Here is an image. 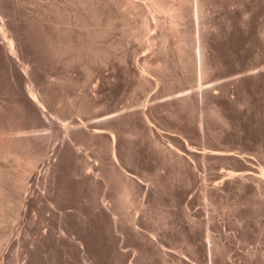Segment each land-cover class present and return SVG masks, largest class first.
I'll list each match as a JSON object with an SVG mask.
<instances>
[{"label":"rangeland","instance_id":"374dc122","mask_svg":"<svg viewBox=\"0 0 264 264\" xmlns=\"http://www.w3.org/2000/svg\"><path fill=\"white\" fill-rule=\"evenodd\" d=\"M174 1L173 4H176L180 0ZM75 2V0H0V17L7 25L9 35L14 38L16 51L19 53L15 60L6 56L0 39L2 46L0 142L12 136L13 128L14 132L18 131L17 135H20L19 131L23 129L26 131L22 132L24 134L40 135L37 140L42 146L38 143L39 146L44 147L46 156L52 158L51 171L46 170V166L43 168L40 161L41 165L35 167L36 172H33L31 180L27 178L29 180L26 184L29 183L26 187L20 188L17 185L15 187L12 182L8 183L14 195H19L18 197L21 195L19 202L12 203L10 207L17 206L24 197L26 208L23 202L19 205L24 209L20 219L11 218L8 223L0 221V229L10 223L17 225L15 233L11 236L14 241H10L12 242L10 247L7 239L0 236V246L5 248L4 264H15L17 255L20 264H264V179L262 171L259 170L262 165L264 166V0H190L191 4H186L188 8L190 6L189 9L186 8L188 9L186 13L193 11L192 2L195 10L192 15L185 16L189 18L191 15L189 21L184 18L183 25L179 23L180 28L178 25L175 26L176 30L178 28L181 32H177L175 27H170L169 20L166 21L169 25L166 24L160 31L158 27L159 24L161 26L160 19L158 23L154 18L162 16V13L158 16L156 11L149 12V15L147 12L144 19L141 13L137 14V11L140 12L139 9H133L134 12L130 10L133 12L130 13L127 7L120 8V13H125L122 16L118 14V20H114L109 34L102 40L86 43L87 47L83 46L84 48L81 47L80 50L74 48L78 50L76 53H80L79 57L78 54L70 57L75 52L73 53V48L71 54L70 49L67 50L68 39L63 37L66 36L65 29L67 36L68 31L71 33L80 28L84 29L85 27L73 22L74 15H78L82 10L85 12L87 7L83 2L77 3L78 0ZM202 3L207 8L203 7V11L200 8ZM57 7L61 10L59 16L64 17L63 22L60 17H56ZM126 12L131 24L125 23L123 15ZM138 15L147 23L146 31L149 33L141 31L140 25L144 22ZM200 15L205 18L199 19ZM147 16H150L148 20L153 19L151 23ZM68 17L74 19L72 23L68 22ZM105 21H102L104 27L102 24L99 25L101 28H105L106 24V27L108 26ZM136 21L139 29L132 24V22L136 24ZM56 26H60L58 30ZM91 26L87 27L92 28ZM182 26L186 29H182ZM46 27L52 29L47 28L52 34L50 36L54 35L52 37L54 43L56 44L55 40L60 43L58 46L49 42L51 37L48 31H44ZM127 27L128 31L130 27L131 30L136 29V33L141 32L140 34L145 37L143 40L148 43L145 41L141 43L142 39L135 31V35L139 37H136L137 39L133 38L134 34L130 36L126 33ZM168 27L171 29H167ZM181 29L190 31L184 33ZM131 30L129 32L132 34ZM171 30L175 33L172 36L168 34L169 40L168 37L165 42L159 40L163 32L172 33ZM147 33L150 35L146 38ZM151 33H155L156 36L153 37L157 39H152ZM203 33L210 35L200 36ZM189 34L199 39L198 45L195 38L197 41L195 47L198 46L199 49L195 48L197 52L200 48L203 51V45H207L203 53L206 52L204 54L207 55L204 57L207 56L208 59L204 58L208 61V64H205L204 60V67L209 65L207 69H211L210 71L206 69L208 74H202L200 66H197V74L192 65L180 60L179 51L175 50L178 49L176 43L179 44L181 38L182 41L186 40L185 37H189ZM57 35H61L62 39ZM201 38L205 42L202 45ZM149 41L153 45H150ZM186 41H189V38ZM50 45H55V48ZM190 47L187 50H190ZM58 48L62 51L51 52ZM106 49L109 55L105 52L104 55L103 50ZM160 49L166 50L168 56L163 51V54L160 53ZM92 53H97V56ZM168 61L169 64L166 65ZM165 66L170 67L166 69ZM160 69L165 71L162 72ZM160 72L163 74L166 72L165 79ZM140 73H145L143 77L148 74L146 77L152 80V86L150 84L142 89L137 88L142 79ZM26 79L30 81L29 84L35 85L37 93L38 89L40 90L38 94L36 93V96L41 93L37 97L40 101H43L45 96L50 97V104L47 105L51 108L45 105L46 113L29 100L25 84L22 83ZM138 87H141V84ZM185 96H188L185 103L190 106L180 109L184 104V100L180 98ZM155 100L157 103L172 102L174 107L171 105L169 109L155 116L152 114L148 119L149 122L152 120L151 125L141 115L142 112H138L135 122L131 124L124 122L120 130L114 132L117 139L115 134L111 133L115 137V142L111 134L108 136L110 141L114 142L115 153L118 156L116 158L120 160H117L118 163L123 170L125 169V173H134V177L130 173V177L126 174L140 185L135 194V203L128 207V213L125 214L126 211L123 213L116 206L115 182L107 177L106 167L109 165L106 166L105 163L109 164L114 160L113 143L111 149L105 146L101 148L88 140H73L81 151V156H77L66 150L72 144L61 125L72 121L79 122L82 119L91 121L94 115L104 113L110 114L103 118L110 116L115 118L123 112L140 111L147 103L149 106ZM82 101H86L88 105L85 113L78 110ZM34 109L37 112L35 121L33 116L29 115L31 112L33 115ZM216 109L219 111L218 115L215 113ZM26 110L30 111L29 114ZM46 115L49 118L45 117ZM53 120L56 122L55 125ZM51 125L55 126L54 129L50 127ZM187 144L199 154L205 151L210 153V150L231 151L233 155L212 154L205 157L197 155L191 159ZM162 145H165V148L169 147V151ZM175 146L179 152L173 150ZM170 151H174L172 155ZM179 153L187 154H184L186 163H179L180 166L177 165L175 158ZM11 164L14 165L10 160L3 161V165L8 169ZM84 164L90 169L94 168L95 175L99 172L101 178L98 183L78 180L76 172L82 167L80 165ZM246 168L251 173L254 172L256 175L258 173L261 178L247 173L231 175L232 171L239 173ZM104 203L106 205H103ZM64 210L71 211L65 216L62 214ZM131 216L135 221L132 218V221L130 220ZM62 226L68 229V233H61ZM10 242L8 241L9 244ZM254 249H257V255L254 254L253 257V254L251 256L250 254L253 253L251 251H255Z\"/></svg>","mask_w":264,"mask_h":264},{"label":"bare ground","instance_id":"6f19581e","mask_svg":"<svg viewBox=\"0 0 264 264\" xmlns=\"http://www.w3.org/2000/svg\"><path fill=\"white\" fill-rule=\"evenodd\" d=\"M76 2H77V0H75ZM79 1L80 2H83L84 3V6L86 7V11L85 12H83V10L81 11V12H76V13H78V15H74L73 17L75 18V21L73 22V23H76V24H78V26L80 25V26H82V27H87L88 25H89V27L91 26V25H93V26H91L92 28H89V27H87V30L84 28V29H82V28H80V29H82V32H81V30L80 29H78V31H72L71 33H69V31H68V36H67V29H65L66 30V36L64 35L63 37H67V39H68V48H67V50L68 49H70V54L72 53L71 52V49L73 48V53L76 51V52H78V50L77 49H79V48H81V47H87V45H85L86 43L87 44H89V43H91V42H96V41H99V39H101L102 40V38L104 37V36H106L107 34H109L110 32V30H111V28L113 27V22H114V20H116L118 17H119V15L118 14H120L121 16H122V14L123 13H125V12H122V13H120V10L122 9V8H124V7H127V11L128 12H132V11H130V10H133V9H139L140 10V12L139 11H137V14L138 13H141V15H143V17H144V14H147V12H148V14L147 15H149V12H151V11H156V12H158V16L162 13V16L160 15L159 17H162V18H154L155 20H159L160 19V23H161V26H159L158 24V27H159V29H160V31H162V27H164L165 28V25L166 24H168V23H166V21L167 20H169V22H170V27H175L176 25H178L177 27H181V25H183V19L184 18H186L185 16H187V15H189V14H191L192 12H194V10L195 9H193L194 7H192V5L194 4V2H192L193 4L191 5V8H192V12L189 10V12H191V13H186V12H188V11H186V10H188L189 8H190V6H189V8H188V5L186 6V4H189L190 3V0H180L178 3H176V4H173V2H175L174 0H104V1H101V0H78V2L77 3H79ZM75 2V3H76ZM206 2V1H205ZM61 3V2H60ZM71 3V2H70ZM73 3V2H72ZM170 3L171 4H173V5H170ZM197 3H199V2H197ZM82 4V3H81ZM81 4H79V5H81ZM86 4V5H85ZM191 4V3H190ZM206 4V3H205ZM52 5H54V4H52ZM200 5V4H199ZM68 6V5H67ZM82 6V5H81ZM123 6V7H122ZM186 6V7H185ZM193 6H195V5H193ZM201 7L200 8H202V10L201 11H203V7L205 8L206 6L204 5V3H202L201 5H200ZM208 6V5H207ZM40 7L42 8V6L40 5ZM75 7V6H74ZM77 7V6H76ZM47 8V7H46ZM71 8V7H70ZM121 8V9H120ZM186 8H188V9H186ZM53 9H55V8H53ZM77 8H75V10H76ZM82 9H84V8H82ZM120 9V10H119ZM205 9H207V8H205ZM65 11H66V9H64ZM69 10V9H68ZM74 10V9H73ZM118 10H119V13H118ZM77 11V10H76ZM124 11H126V9L124 10ZM135 10H133V12H134ZM196 11H198L197 9H196ZM199 11H200V9H199ZM200 11V12H201ZM38 12H40V11H38ZM49 12V11H48ZM55 12H56V17L58 16V17H60L59 15H61V10H60V8H56V10H55ZM67 12V11H66ZM65 12V13H66ZM69 12V11H68ZM73 12V11H72ZM132 12V13H133ZM200 12H199V14H200ZM70 13V12H69ZM152 13V12H151ZM154 13V12H153ZM198 13V12H197ZM205 12H203V14H204ZM39 14V13H38ZM41 14V13H40ZM75 14V13H74ZM155 14V13H154ZM154 14H153V17H154ZM193 14V13H192ZM191 14V15H192ZM202 14V13H201ZM202 14V15H203ZM42 15V14H41ZM40 15V16H41ZM55 15V14H54ZM127 12H126V14L125 15H123L124 16V19H126L125 20V23L127 24H131V20H130V18H127ZM136 15V14H135ZM141 15H138V17L140 16L141 17ZM190 15V16H191ZM196 15V14H195ZM202 15H200V18L199 19H201V17H204V16H202ZM208 15V14H207ZM0 16H1V14H0ZM190 16H188L189 18H186V19H188V21H189V19H190ZM69 17H71V15H69ZM69 17H68V22L70 23H72V21L74 20L73 18L72 19H69ZM128 17H129V13H128ZM139 17V18H140ZM143 17H141L140 18V20H143V22H144V19H145V17H144V19H142ZM148 18H147V20L149 19V17L150 16H147ZM152 17V18H153ZM61 18V17H60ZM59 18V19H60ZM62 18H64V17H62ZM61 18V19H62ZM135 18H136V16H135ZM193 20H194V18H193V16L191 17ZM198 18V17H197ZM205 18V17H204ZM58 19V20H59ZM123 19V18H122ZM162 19V20H161ZM184 20L185 22L187 21V20ZM63 20L64 19H62L61 21L63 22ZM67 20V19H66ZM107 21V23H108V28L106 27V23H104V24H106L105 25V28H101L100 26H101V24H102V26L104 27V25H103V23H102V21ZM118 20V19H117ZM153 20V19H152ZM152 20H148V21H150V23H151V21ZM192 20V21H193ZM50 21V20H49ZM53 21V20H52ZM51 21V22H52ZM65 21V20H64ZM105 21V22H106ZM135 21V20H134ZM138 21V20H137ZM137 21H136V24H137ZM146 21V20H145ZM147 21V22H148ZM156 21V22H157ZM195 21H196V17H195ZM67 22V21H66ZM168 22V21H167ZM182 24H181V23ZM205 22V21H204ZM54 23V22H53ZM53 23H52V25H53ZM56 23V22H55ZM59 23H60V21H59ZM58 23V24H59ZM116 23V22H115ZM149 23V22H148ZM158 23H159V21H158ZM179 23L181 24L180 26H179ZM192 23V22H191ZM64 24H65V22H64ZM75 24V25H76ZM132 24L134 25V27L137 29L139 26H138V24H137V26H136V24L134 23V22H132ZM187 24H188V22H187ZM187 24H184V26L185 25H187ZM196 24V23H195ZM69 25V24H68ZM100 25V26H99ZM154 25V24H153ZM169 25V24H168ZM167 25V26H168ZM61 26V25H60ZM59 26V27H60ZM70 26V25H69ZM72 27H73V25H71ZM125 26V25H124ZM128 26V25H127ZM142 28H140L141 29V31L143 32V31H145V32H148V31H146V30H148V25H147V23H142V25H140ZM151 26V25H150ZM156 26V25H155ZM166 26V27H167ZM59 27H55L57 30H58V28ZM68 27V26H67ZM72 27H70V28H72ZM76 27V26H75ZM161 27V28H160ZM170 27H168L167 29H171ZM206 27V26H205ZM48 27H46V29L44 30V31H48L49 32V30H52V29H47ZM54 28V27H53ZM79 28V27H78ZM118 28V27H117ZM190 28V27H189ZM43 29V28H42ZM41 29V30H42ZM135 29V30H136ZM139 29V28H138ZM143 29V30H142ZM155 29H156V27H155ZM182 29H186V28H184L183 26H182ZM181 29V30H182ZM187 29H188V27H187ZM194 29V28H193ZM17 30V29H16ZM57 30H54V31H57ZM61 30V29H60ZM63 30V29H62ZM84 30H86L85 32H83ZM127 31H128V27H127V29H126ZM131 29H130V27H129V31H130ZM134 29H132L131 31H133V33L131 34L129 31L128 32H126V33H129V35L131 36H133V34H134V36H133V38L135 37H137V38H141L142 39V41H141V43L143 42V41H145V40H143L145 37L143 36V35H141L140 33H139V31L136 33V31H135ZM149 30H151L150 28H149ZM157 30V29H156ZM166 30V29H165ZM169 30H166V31H169ZM175 30H176V27H175ZM204 30V29H203ZM206 30H207V28H206ZM9 30H8V27H7V25H6V23L4 22V21H2V18L0 17V39L2 40V46H3V48H4V52H6V56H9L12 60L14 59H16V57H17V55L19 54L18 53V51H16L17 49H16V44H15V40H14V38L13 37H11L10 35H9V32H8ZM43 31V30H42ZM134 31H135V33L137 34V35H140L139 37L137 36V35H135V33H134ZM164 31V30H163ZM161 32L162 34L160 35V37H161V39H159L160 41L162 40L163 42H165V41H167V37H168V40H169V36L171 35L172 36V34H174L173 33V31H174V28H173V31L171 30V32L172 33H167V32ZM177 32L179 31V32H181L180 30H178V28H177V30H176ZM182 31H184V30H182ZM187 33L190 31V30H185ZM184 31V33H186ZM64 33H65V31H63ZM145 32H143V33H145ZM176 32V33H177ZM208 32V31H207ZM211 32V31H210ZM45 33V32H44ZM53 33V32H52ZM56 33V32H55ZM55 33H53V34H55ZM142 33V34H143ZM149 33V32H148ZM145 34L146 35V38H147V35H150V34ZM159 33V32H158ZM205 33V32H204ZM204 33H203V35H200V36H207L208 34H205L204 35ZM48 34V33H47ZM50 32H49V36H50ZM168 34H170V35H168ZM182 34V33H181ZM191 34H195V33H193V32H191ZM13 35V34H12ZM45 35V34H44ZM52 35V34H51ZM151 35H152V37H153V35H155V33L154 34H152L151 33ZM158 35V34H157ZM178 35H180V34H178ZM186 36H187V34H185ZM197 35V34H196ZM210 35V34H209ZM47 36V35H46ZM48 36V37H49ZM54 36V35H53ZM52 36V37H53ZM58 36V38H59V36H60V38H61V35H57ZM142 36H143V38H142ZM156 36V35H155ZM176 36H177V34H176ZM181 37H182V35H180ZM189 37H185V39L187 40L188 38H189V41H186V40H184V41H182V39L183 38H181V40H180V43L178 44V43H176V46L178 47V49H175L176 51H179V53H178V56L180 55V60H185V63H187L188 65H192V67L196 70L195 72H197L198 71V69H197V66H200V68L199 69H201V72H202V74L203 73H206V74H208L209 72H207L206 71V69H207V67H209V65L205 68L204 66H205V64H208L207 62L208 61H206L204 58H206L207 59V56H205L204 57V55H207V54H204V53H206V52H204L203 53V51L205 50V46H207V45H203V47L201 46L202 45V43H205L204 42V40H203V38H201L202 39V42H201V45H200V47H202L204 50L202 51L201 50V48H200V51H196V49H198L197 47H195L196 46V39L198 38L197 36V38L196 37H193L192 35H188ZM193 37V38H191V37ZM20 37V36H19ZM47 37V38H48ZM51 37V36H50ZM52 37L48 40L49 42H53L54 43V38H53V40H52ZM159 37V36H158ZM183 37H184V34H183ZM57 37H55V39H56ZM136 38V39H137ZM149 38V37H148ZM156 37H153L152 39H155ZM191 38V39H190ZM196 38V39H195ZM62 39V38H61ZM59 40L60 42L62 41V40ZM140 39V40H141ZM157 39V38H156ZM179 39V38H178ZM201 39H200V41H201ZM45 40V39H44ZM139 40V39H138ZM198 40V45H199V39H197ZM206 40V39H205ZM208 40L210 41V39L208 38ZM56 41V44L55 45H57L58 43H57V41L58 40H55ZM64 41V40H63ZM182 41V42H181ZM65 42V41H64ZM145 42H147L148 43V41H145ZM145 42H144V44H145ZM151 42L153 43H155V41L153 40H151ZM150 41H149V43H150V45H153L152 43H151ZM159 42V41H158ZM179 42V41H178ZM208 42V41H207ZM47 43V42H46ZM52 43V44H53ZM63 43V42H62ZM174 43V44H175ZM48 44H50V43H48ZM48 44H47V46H48ZM60 44V43H59ZM58 44V45H59ZM97 44V43H96ZM114 44V43H113ZM120 44V43H119ZM132 44V43H131ZM155 44H157V42L155 43ZM154 44V45H155ZM208 44V43H207ZM54 45V46H55ZM57 45V46H58ZM62 45V44H61ZM147 45V44H146ZM162 45H164V44H162ZM2 46H0V49H1V47ZM46 46V45H45ZM44 46V47H45ZM51 46V45H50ZM49 46V48H51ZM53 46V47H54ZM65 46V45H64ZM90 46V45H89ZM98 46V45H97ZM165 47H169V46H166V44L164 45ZM164 46H163V48H164ZM190 46H192V47H190ZM23 47V46H22ZM43 47V46H42ZM52 47V48H53ZM83 47V48H84ZM92 47V46H91ZM90 47V48H91ZM94 47V46H93ZM153 47V46H152ZM155 47H156V45H155ZM161 47V46H160ZM189 47H190V50H187V48L189 49ZM48 48V47H47ZM51 48V49H52ZM55 48V47H54ZM74 48H77V49H75L74 50ZM149 48H151V46L149 47ZM196 48V49H195ZM208 48V47H207ZM206 48V49H207ZM65 49V47H63V49L62 50H64ZM102 49V48H101ZM152 49V48H151ZM155 49V48H154ZM159 49V48H158ZM166 49V48H165ZM169 49H171V48H169ZM174 49V48H173ZM49 50V49H48ZM56 50V51H55ZM58 50H60V51H62L60 48H58V49H54V50H52L51 52H53V51H55L56 53H57V51ZM80 50V49H79ZM82 51H83V49H81ZM85 50V49H84ZM89 50V49H88ZM94 50V49H93ZM99 50V49H98ZM98 50H96V51H98ZM161 50V49H160ZM168 52H169V50L168 49H166ZM166 50H164L163 51V49L161 50V52L160 53H162L163 54V52L164 53H166ZM199 50V49H198ZM208 50V49H207ZM206 50V51H207ZM46 51H47V49H46ZM90 52H92V50H89ZM101 51V50H100ZM163 51V52H162ZM59 52V51H58ZM64 52V51H63ZM63 52H61V53H63ZM75 52V54H71L70 55V57L72 56V55H77L78 57H79V54L80 53H76ZM85 52V51H84ZM95 52V51H94ZM107 53V49H106V51H104L103 50V53ZM166 53V56H168V54L169 53ZM2 53H3V50H2ZM48 53H49V51H48ZM105 53H104V55H105ZM208 53H209V51H208ZM54 54V53H53ZM65 54V53H64ZM69 54V53H68ZM85 54H87V53H85ZM90 54V53H89ZM93 54H97V53H92V55ZM99 54V53H98ZM108 55L110 54V53H107ZM106 54V55H107ZM155 54H156V52H155ZM211 54V53H210ZM58 55V54H57ZM67 55V54H66ZM103 55V56H104ZM108 55H107V57H108ZM209 55V54H208ZM60 56V55H59ZM69 56V55H68ZM76 56V57H77ZM97 56V55H96ZM100 56V55H99ZM177 56V57H178ZM9 57H8V59L7 60H9ZM63 57V56H62ZM75 57V56H74ZM81 57H82V55H81ZM87 57H88V55H87ZM91 57V56H90ZM106 57V56H105ZM105 57H102L101 56V58H104L105 59ZM106 57V58H107ZM111 57V56H110ZM152 57V56H151ZM176 57V58H177ZM60 58V57H59ZM64 58V57H63ZM109 58V57H108ZM169 58V57H168ZM167 58V59H168ZM18 59V58H17ZM61 59V58H60ZM71 59V58H70ZM69 59V60H70ZM77 59V58H76ZM103 59V60H104ZM146 59V58H145ZM147 59H149V57L147 58ZM153 59V58H152ZM151 59V60H152ZM178 59V58H177ZM177 59H175V60H177ZM211 59V58H210ZM209 59V60H210ZM79 60V59H78ZM91 60V59H90ZM97 60H99L98 58H97ZM101 60V59H100ZM125 60H127V59H125ZM150 60V61H151ZM174 60V61H175ZM179 60V61H180ZM204 60L206 61V63L204 64ZM208 60V59H207ZM19 61V60H18ZM17 61V62H18ZM95 61V60H94ZM108 61V60H107ZM137 61V60H136ZM179 61H178V63H179ZM103 62V61H102ZM143 62V61H142ZM145 62V61H144ZM152 62V61H151ZM150 62V63H151ZM180 62H182V61H180ZM211 62V61H210ZM21 63V62H20ZM106 63V62H105ZM148 63V62H147ZM169 64V61L168 62H166V65H168ZM183 63V62H182ZM12 64V63H11ZM140 64H141V62H140ZM149 64V63H148ZM147 64V65H148ZM212 64V63H211ZM210 64V65H211ZM151 65V64H150ZM150 65H148V66H150ZM137 66H139L138 65V62H137ZM145 66V65H144ZM143 66V67H144ZM141 67H142V65H141ZM147 67V66H146ZM146 67H145V69H146ZM153 67V66H152ZM152 67H150V68H152ZM168 67V68H167ZM165 66V68L166 69H169V67L170 66ZM191 67V68H192ZM211 67V66H210ZM12 68V67H11ZM138 68H140V66L138 67ZM149 68V69H150ZM13 69V68H12ZM148 69V68H147ZM148 69V70H149ZM142 69L140 68V71H141ZM161 70V69H160ZM162 70H164L165 71V69H162ZM161 70V71H162ZM192 70V69H191ZM208 70V69H207ZM211 70V69H210ZM210 70H208V71H210ZM139 71V70H138ZM143 71H144V69H143ZM167 71V70H166ZM206 71V72H205ZM24 72V71H23ZM142 72V71H141ZM152 72V71H151ZM163 72V71H162ZM162 72H160V73H162ZM195 72H194V74H195ZM199 72H200V70H199ZM137 73V72H136ZM148 73V72H147ZM158 73H159V71H158ZM27 74H28V72H27ZM141 74V73H140ZM143 74H145V73H142L140 76L142 77V79H141V82H139L140 84H141V87H138L137 86V88H140V89H142V87L143 88H145L147 85H150L151 83H152V80L150 81V78H148V77H146L147 75H145L144 77L142 76ZM155 74V73H154ZM163 74V73H162ZM197 74H198V72H197ZM196 74V75H197ZM200 74V73H199ZM13 75V74H12ZM26 75V74H25ZM30 74H28V76H29ZM166 75V72H165V74H163V78H164V76ZM195 75V76H196ZM27 76V77H28ZM149 76H150V74H149ZM160 76V75H159ZM201 76H204L205 77V75H201ZM210 76V75H209ZM208 76V77H209ZM156 77H158V76H156ZM189 77V76H188ZM198 77H200L199 75H198ZM64 78V77H63ZM153 78V77H152ZM203 78V77H202ZM28 79H30V78H28ZM28 79H26V80H23L22 81V83H24L25 84V90H26V94H27V96H28V98H29V100H31L34 104H36V106H38V108H41L43 111H45L44 110V107H45V105H47V104H50V102H49V98L50 97H46L45 96V99H43V101H40L37 97L41 94H39L38 96H36V87H35V85H33V83L32 84H29L30 83V81H31V79H30V81L28 80ZM154 79V78H153ZM165 79V78H164ZM163 79V80H164ZM155 80V79H154ZM162 80V79H161ZM198 80V79H197ZM139 81H140V79H139ZM157 81H159V79L157 80ZM55 82V81H54ZM61 82H63V81H61ZM211 83V82H210ZM44 84V83H43ZM23 85V84H22ZM65 85H68V84H65ZM151 86H152V84H151ZM205 86V85H204ZM22 87V86H21ZM208 87V86H207ZM196 88V87H195ZM24 90V91H25ZM65 90V89H64ZM147 90V89H146ZM38 91L40 92V90L38 89ZM196 91V90H195ZM38 92V93H39ZM64 92V91H63ZM37 93V94H38ZM88 93V92H87ZM45 94V93H44ZM47 94V93H46ZM187 94V93H186ZM184 95V94H183ZM150 96V95H149ZM177 96V95H176ZM41 97V96H40ZM180 97V96H179ZM188 97V96H187ZM186 96L185 97H181L180 99H182V100H184V104H182V106L180 107V109H186L187 107H189L190 105L188 104V103H185L186 102V98H187ZM42 98H44V96L42 95ZM151 98V97H150ZM149 99V98H148ZM60 100H61V98H60ZM153 100V99H152ZM158 100V99H157ZM26 101V100H25ZM147 101V100H146ZM151 101V100H150ZM163 101V100H162ZM188 101V100H187ZM27 102H28V99H27ZM49 102V103H48ZM56 102V101H55ZM91 102V101H90ZM148 103H149V101H147ZM189 102V101H188ZM72 103V102H71ZM71 103H69V104H71ZM74 103V102H73ZM78 103V102H77ZM92 103V102H91ZM146 103V102H145ZM147 103V104H148ZM151 103V102H150ZM154 103H156V104H154ZM153 104H149V106L146 104H144L145 105V108H143L142 110H140V111H133V112H130V111H128V112H123V114H120V115H118V117H109V118H103L104 116H107L108 114H110V113H104V114H97V115H94L93 117H92V120L91 121H85L84 119H82V120H80L79 122H75V121H72L71 119H70V121H72V122H67V123H64V120L62 121V119H61V121L64 123L63 125H61V126H63L62 128H63V132L65 133V134H67V137L68 138H70L71 139V143L70 144H72L70 147H69V149H66L67 151L69 150V151H71L72 153H74L75 155H77V156H81V151H80V149L78 150V148L75 146V143L73 142V140L75 141V140H80V139H82V140H88V141H91V143L93 142V143H95V144H98V146H100L101 148L103 147V146H105V148H111L112 149V143H113V155H114V160H113V162H111V163H109V164H107V163H105V165L107 166V165H109V167H106V168H108L107 170H108V172H107V177L109 178V179H111V181H113V182H115V185H116V188H117V194H116V206H117V208H118V210H120V211H126V213L125 214H127L128 213V207H130V205H132V203H135L134 201L136 200V195L135 194H137V191H138V189L140 188V185H139V183H137L136 181H135V179L133 180V175H134V173L132 174V173H130V172H126L128 175H129V173L133 176L132 178H129L130 177V175H129V177H128V175L125 173V169L123 170L122 169V167L120 166L121 164H119L118 163V161L117 160H119V159H117L116 158V156H117V154L115 153V146H114V142H115V137L117 136L116 135V133H114V132H117V131H119L120 130V128H121V125H122V123H124V122H126V123H132V122H135L136 121V119L135 118H137L136 117V115L138 114V112H142V116L145 118V120H147L148 122H149V117L153 114L154 116H155V114H157V113H160L161 111H163V110H165V109H167L169 106H171L172 105V102H168V103H157V101L155 100V102H154ZM52 104V103H51ZM178 104V103H177ZM24 105V104H23ZM78 105V104H77ZM76 105V106H77ZM25 106H28V105H25ZM48 106V108L50 107L49 105H47ZM173 106V105H172ZM72 107V106H71ZM147 107V108H146ZM174 107V106H173ZM172 107V108H173ZM28 107H26V109H27ZM29 108H30V106H29ZM33 108V107H32ZM47 108V107H46ZM51 108V107H50ZM25 109V108H24ZM54 109V108H53ZM62 109V108H61ZM81 110L82 112H86L87 110H88V105H87V102L86 101H82L80 104H79V106H78V110ZM169 109V108H168ZM28 110V109H27ZM26 110V111H27ZM30 110H32V109H30ZM35 110V112H33V115H32V112L29 114L28 112H30V111H27V113L30 115V116H33L32 118H33V120L35 121L36 120V118H37V112H36V109H34ZM33 111V110H32ZM60 111V110H59ZM66 111V110H65ZM132 111V110H131ZM213 111H215V110H213ZM39 112V111H38ZM53 112V111H52ZM217 112H219L218 111V109H216V114H217ZM27 113H26V115H27ZM43 113V112H42ZM45 113H46V111H45ZM48 113V112H47ZM56 113V112H55ZM44 114V113H43ZM48 114H50V113H48ZM53 114V113H52ZM61 114V113H60ZM81 114V113H80ZM212 114V113H211ZM28 115V117H30ZM54 115V114H53ZM218 115V114H217ZM221 115V114H220ZM81 116V115H80ZM45 117H48L47 115L45 116ZM51 117V116H50ZM108 117V116H107ZM49 118V117H48ZM52 119H54V117H51ZM69 118V117H68ZM57 119V118H56ZM79 119V118H78ZM144 120V121H145ZM32 121V120H31ZM48 121V120H47ZM46 121V122H47ZM54 121L55 120H53V123H54ZM68 121V120H67ZM152 120H150V122H151ZM49 122H50V120H49ZM149 122V123H150ZM147 123V122H146ZM50 124H52V123H50ZM56 124V122L54 123V125ZM58 124V123H57ZM60 124V123H59ZM79 124H81V126L79 125ZM77 125H79L78 127H76ZM149 125V124H148ZM150 125H151V123H150ZM60 126V127H61ZM156 126V125H155ZM51 128H53L54 129V127L55 126H50ZM58 127V126H57ZM151 129L153 128V127H150ZM14 129V128H13ZM12 129V136H9L8 138H7V140L6 141H3V142H0V221L1 222H7L8 223V221L11 219V218H19L20 217V215L22 214V210H24L23 209V206H19V205H22V202L24 203V197L23 198H21V203H19L17 206H14V207H10L11 206V204L12 203H14V202H19L18 200L20 199V197H21V195H20V197H18V196H16V195H14V193H13V191H12V189H11V187H9V186H11L10 184L8 185V183H10V182H12L13 184H15V187H16V185L17 186H19L20 188L23 186V187H26L27 185H28V183L26 184V181H28L30 178H32L34 175H33V172L35 173L36 172V170L34 171V169H36L35 167L36 166H38L39 167V165H41V163L39 164V162L41 161L42 163H43V168L46 166V170H49L50 169V171H51V168L50 167H52L51 166V163H52V158H51V156H46V154L47 153H45V149H44V147H42L41 148V144L38 142V138L40 137V135H38V136H35L34 134L32 135V134H30V135H27V134H24V133H22V132H26V131H24L23 129H21V131H19V132H21L20 133V135H17L16 133H18V131L16 132H14V130ZM25 129V128H24ZM56 129V128H55ZM123 129V128H122ZM147 129V128H146ZM150 129V130H151ZM158 129V128H157ZM17 130H18V128H17ZM23 130V131H22ZM61 130V129H60ZM159 130V129H158ZM33 131V130H32ZM37 131V130H36ZM40 131V130H39ZM62 131V130H61ZM154 131V130H153ZM59 132V131H58ZM53 133V132H52ZM111 133H113V134H115L114 136L111 134ZM150 133H151V131H150ZM109 134H111L112 135V137L114 138V142H111L110 141V139L108 138V136H109ZM152 134H153V132H152ZM161 134V133H160ZM46 135V134H45ZM173 135V134H172ZM44 136V135H43ZM49 137V136H48ZM48 137H46V138H48ZM52 137V136H51ZM54 137V136H53ZM66 137V138H67ZM50 138V137H49ZM170 138V137H169ZM168 138V139H169ZM38 139V140H37ZM116 139H117V137H116ZM166 139V138H165ZM41 140H43V139H41ZM1 141V140H0ZM49 141V140H48ZM165 142H166V140H164ZM168 141H170V140H168ZM63 142H64V140H63ZM165 142H164V144H165ZM188 142V141H187ZM41 145V146H39V144ZM48 143V142H47ZM156 143V142H155ZM158 143V142H157ZM64 144H65V142H64ZM158 144H160V143H158ZM162 144V143H161ZM167 144H168V142H167ZM170 144H171V141H170ZM190 144V143H189ZM82 145V144H81ZM166 145V144H165ZM165 145H162V147L163 148H165ZM188 145V144H187ZM64 146V145H63ZM158 146V145H157ZM160 146V145H159ZM158 146V147H159ZM171 146V145H170ZM172 146H173V144H172ZM179 146V145H178ZM189 146V145H188ZM194 146V145H193ZM48 146H47V144H46V146H45V148H47ZM76 147V148H75ZM101 148H100V150H101ZM160 148H161V146H160ZM166 148H168V151H169V147H167L166 146ZM165 148V149H166ZM173 148V147H172ZM177 148V146H175V149L173 148V150H176V151H178L179 152V150H177L176 149ZM65 149V148H64ZM171 149V148H170ZM179 149V148H178ZM75 150V151H74ZM172 150V149H171ZM64 151V150H63ZM161 151H164L162 148H161ZM167 150H166V152H168ZM181 151V150H180ZM199 151V150H198ZM213 151V150H212ZM65 152V151H64ZM166 152H165V154H166ZM174 152V151H173ZM173 152H171L170 151V154L171 153H173ZM177 152V153H178ZM188 152L192 155V158L191 159H193V156H197V155H201L202 157H205V156H207V155H212V154H221V155H233L232 153H231V151H227V152H224V151H216V152H211L210 150H209V152L210 153H207L206 151H205V153H202V154H199L198 152H197V150H194V148L192 147H188ZM202 152V151H201ZM181 153V152H180ZM177 154L176 156H175V158H176V161L178 162V164L177 165H179L180 166V164L181 163H183V162H185L186 163V160H185V157H184V154L185 155H187L186 153H182V154ZM162 155V154H161ZM172 155V154H171ZM174 155V154H173ZM163 156V155H162ZM118 157V156H117ZM173 158H174V156H172ZM189 157V156H188ZM130 158V157H129ZM128 158V159H129ZM170 158H171V156H170ZM190 158V157H189ZM195 158V157H194ZM199 158V157H198ZM104 160H105V157L103 158ZM5 160H6V162L7 161H11L12 163H14V165L12 166V164H11V167L8 169V167H6L5 165H3V161L5 162ZM101 160V159H100ZM185 160V161H184ZM103 161V160H102ZM120 161V160H119ZM165 161V160H164ZM173 161V160H172ZM105 162V161H104ZM175 162V161H174ZM99 163V162H98ZM180 163V164H179ZM39 164V165H38ZM90 164V163H89ZM100 164V163H99ZM53 165V164H52ZM86 164H84V165H80V166H82L81 168H80V170L78 171L77 170V172H76V177H78L79 179L78 180H83L84 179V181L85 180H89V181H91V183H98L99 181H100V174H96L95 175V171H94V168L93 169H90V167L89 166H85ZM182 165H185V164H182ZM181 165V166H182ZM253 165V164H252ZM98 166V165H97ZM37 167V169H39ZM89 168V170H88V168ZM92 167H93V165H92ZM91 167V168H92ZM184 167V166H183ZM186 167V166H185ZM182 169V168H181ZM247 170V171H246ZM259 170H261L262 172V174H263V178L262 179H264V166L262 165V167H261V169L259 168ZM106 171V170H105ZM127 171V170H126ZM187 171V170H186ZM230 171V170H229ZM47 172V171H46ZM56 172H57V170H56ZM37 173H38V171H37ZM252 174V175H255V176H257V177H260L261 178V176H258V173H257V175L254 173V172H249L248 171V168H246V169H244L243 171H240L239 173H236V172H231V175H234V176H239V175H244V174ZM19 174H20V176H19ZM47 174H48V172H47ZM136 175V174H135ZM230 175V174H229ZM260 175V174H259ZM37 176V175H36ZM41 176V174H39V177ZM48 176V175H47ZM137 176V175H136ZM38 177V178H39ZM183 177V176H182ZM27 178H29V179H27ZM41 178V177H40ZM47 178V177H46ZM136 179H138L137 177H136ZM31 180V179H30ZM40 180V179H39ZM44 180V179H43ZM138 180H140V179H138ZM225 180V179H224ZM105 181V180H104ZM47 182V181H46ZM87 182V181H86ZM139 182H141V181H139ZM102 183H104V182H102ZM81 184V183H80ZM99 185V184H98ZM214 187V186H213ZM12 188H14V186H12ZM259 188V187H258ZM16 189V188H15ZM55 189V188H54ZM51 190V189H50ZM141 190V189H140ZM20 191H21V189H20ZM31 191V190H30ZM17 194V193H16ZM26 198V197H25ZM27 199V198H26ZM141 201V200H140ZM27 202V201H26ZM105 203H107V202H105ZM103 204V205H106V204ZM97 204V203H96ZM141 204H142V202H141ZM99 207H101V206H99ZM108 207V206H107ZM24 208H26L25 207V203H24ZM101 208H103V206L101 207ZM104 208H106V207H104ZM100 209V208H99ZM27 210V209H26ZM57 210V209H56ZM72 210V209H71ZM70 210V211H71ZM69 210H64V211H62V214H64L65 216L67 215V214H69V212H70ZM101 211V210H100ZM104 211V210H103ZM110 211V210H109ZM26 212V211H25ZM64 212V213H63ZM27 213V212H26ZM124 213V212H123ZM115 214V213H114ZM22 216V215H21ZM61 217H63V215H61ZM80 218V217H79ZM130 218V220L132 221V219L134 220V218L131 216V217H129ZM132 218V219H131ZM20 219V218H19ZM188 219V218H187ZM42 220V219H41ZM135 221V220H134ZM10 222V221H9ZM136 223V222H135ZM10 224H12V223H10ZM7 225V226H5L3 229H0V236L3 238V239H7L6 241H7V244L9 245V247L12 245V242L14 241H12V239H13V237H12V239H11V236L15 233V231H16V226L17 225H15V224H13V225ZM116 226V225H115ZM135 226V225H134ZM61 230L63 231H61V233H64V232H66V233H68V229L67 228H65L64 226H62L61 227ZM18 231V230H17ZM17 233V232H16ZM20 233V232H19ZM63 236H65L64 234H62ZM18 236V235H17ZM43 236V235H42ZM152 237V236H151ZM151 240V239H150ZM8 241L10 242V241H12V242H10L11 244H9L8 243ZM34 243V242H33ZM82 244H83V242H82ZM6 245V244H5ZM14 245V244H13ZM148 245V244H147ZM162 246V245H161ZM4 247V246H3ZM2 247V245L0 246V264H4V255H5V248H3ZM216 247V246H215ZM7 248V247H6ZM22 248V247H21ZM258 249V248H257ZM257 249H254L255 251H251V252H253V253H251L250 254V256L252 255L253 257H254V254L255 255H257L256 253H257ZM18 251V250H17ZM20 251V250H19ZM216 251V250H215ZM264 252V251H263ZM7 253V252H6ZM18 253V252H17ZM19 254V253H18ZM82 256H83V254H82ZM18 255H17V258H16V256H15V258H16V261H15V264H20L19 263V259H18ZM196 257V256H195ZM14 258V259H15ZM83 258V257H82ZM182 258V257H181ZM185 258V257H184ZM188 258V257H187ZM186 258V259H187ZM190 258V257H189ZM84 259V258H83ZM188 260V259H187ZM190 260V259H189ZM207 260V259H206ZM216 260V259H215ZM214 260V261H215ZM86 261V260H85ZM14 262V261H13ZM26 262V261H25ZM182 262V261H181ZM210 263V262H209ZM9 264V263H8ZM25 264V263H24ZM212 264V263H211ZM214 264V263H213Z\"/></svg>","mask_w":264,"mask_h":264}]
</instances>
